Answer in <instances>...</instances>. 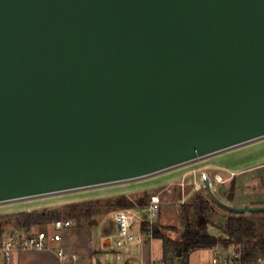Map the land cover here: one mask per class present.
Instances as JSON below:
<instances>
[{
	"label": "water",
	"instance_id": "1",
	"mask_svg": "<svg viewBox=\"0 0 264 264\" xmlns=\"http://www.w3.org/2000/svg\"><path fill=\"white\" fill-rule=\"evenodd\" d=\"M260 137L264 0H0V203Z\"/></svg>",
	"mask_w": 264,
	"mask_h": 264
},
{
	"label": "rangeland",
	"instance_id": "2",
	"mask_svg": "<svg viewBox=\"0 0 264 264\" xmlns=\"http://www.w3.org/2000/svg\"><path fill=\"white\" fill-rule=\"evenodd\" d=\"M200 166L205 168L201 169ZM186 170H188V172ZM193 170L195 171L194 174H192ZM203 172L210 178L212 192L223 204L234 208L264 207L263 137L137 179L2 202L0 203V215L13 214L22 210L40 211L42 209H59L65 204L87 203L94 200L104 201L113 199L121 194H124L130 199H135L136 197L141 196L143 192H149V195L153 193L158 194L162 201L161 212L157 219V224L162 226H172L181 230L183 228L181 219L182 205L191 203L196 194H201L207 199L211 198L206 188H202L199 191H194L192 189L194 182L199 183L198 179ZM214 175L221 176L226 182H216L214 180ZM234 178L237 181V192L239 195L236 196L242 199L248 198L251 200H257L258 202L239 206L237 205L238 203H234V191L232 199L228 200L227 196L230 194V185ZM180 183L183 185L180 186ZM242 199H237L236 201H242ZM216 203L221 205L218 202ZM214 207L215 213L211 216V220L217 226H223L225 223V216L228 214L227 208L224 207V209L216 204H214ZM188 212L190 215L192 214L190 213L191 211ZM243 213L249 214V212ZM74 221L78 226L80 225L83 228L88 225L87 223H89L88 226L93 224L97 227L106 228L109 234H112L115 228V225L113 224V211L95 214L89 219V221L80 219ZM185 221L187 224H192L193 219L190 216ZM94 226L92 228H94ZM23 229L24 228L20 230L16 225H6L1 234L0 240L3 236L15 232H20V234H22ZM93 231L95 232L93 234L96 235L97 229H94ZM208 231L211 234L220 235L219 230L216 228L209 227ZM154 247L155 254L156 250L157 254H159L161 242L155 240ZM228 248L231 250L228 257L233 260L235 247L230 246ZM191 253L190 264H211V258L213 256L211 248L197 249ZM3 262H5V259L0 253V263ZM257 264H264V261L260 259Z\"/></svg>",
	"mask_w": 264,
	"mask_h": 264
},
{
	"label": "trees",
	"instance_id": "3",
	"mask_svg": "<svg viewBox=\"0 0 264 264\" xmlns=\"http://www.w3.org/2000/svg\"><path fill=\"white\" fill-rule=\"evenodd\" d=\"M228 200L232 199L234 181L230 185ZM149 198V192H143L141 196L130 199L124 194L113 199L94 200L87 203L65 204L59 209H42L40 211L22 210L13 214L0 215V237L6 225H16L18 228L40 227L53 220L71 218L73 220L89 219L95 214L143 207ZM214 200L207 199L201 194H196L191 203L183 204L181 230L172 226L154 224L150 228L153 239L159 240L162 246L163 264H189V255L192 251L202 248H213L221 245L225 248L235 247V264H257L264 261V211H250L249 214L227 209L223 226H217L211 220L215 213ZM224 208V207H223ZM225 209V208H224ZM188 211H191V215ZM192 217V224H187L186 219ZM185 221V222H184ZM147 223H142V230H146ZM219 230L220 235L209 233L208 228Z\"/></svg>",
	"mask_w": 264,
	"mask_h": 264
},
{
	"label": "built area",
	"instance_id": "4",
	"mask_svg": "<svg viewBox=\"0 0 264 264\" xmlns=\"http://www.w3.org/2000/svg\"><path fill=\"white\" fill-rule=\"evenodd\" d=\"M195 171H192L194 174ZM214 180L218 183H224L221 176L214 175ZM199 183L194 182L192 189L199 191L206 188V183L211 189V181L206 173H201ZM183 184L180 183V186ZM183 203V202H182ZM162 207V201L158 194L149 195L146 204L143 207H133L126 209H117L113 212V221L116 226V233L112 242V258L94 264H163L161 260H150L145 262L139 260L132 262L125 258L124 252L132 246H141L143 236L151 237L150 228L157 223ZM147 223L146 231L139 229V232L133 230L134 224ZM75 221L69 218H60L53 220L46 225V228L36 231L27 230L25 234L15 232L2 237L0 240V253L5 260H9L13 253L22 251H48L56 255L58 261L63 263L66 260L78 261V255L69 251V244L72 240V230ZM229 255L221 254L215 250L211 258V264H235L234 258L237 254L233 252V260Z\"/></svg>",
	"mask_w": 264,
	"mask_h": 264
},
{
	"label": "crops",
	"instance_id": "5",
	"mask_svg": "<svg viewBox=\"0 0 264 264\" xmlns=\"http://www.w3.org/2000/svg\"><path fill=\"white\" fill-rule=\"evenodd\" d=\"M205 166V165H204ZM201 169L205 168L200 166ZM189 170V169H188ZM188 170H186L188 172ZM234 193L233 198L235 199L234 203H238L237 205H249L254 202H258L257 200H251L248 198H240L238 197V188H237V181L234 178ZM238 195V196H236ZM237 199L242 201H236ZM114 212V211H113ZM76 223V222H75ZM48 224V223H47ZM46 224V225H47ZM89 225V223H87ZM113 224L115 225L114 221ZM46 225L44 228H46ZM81 227L78 226L77 223L75 224L72 230V240L69 244V251L74 252L78 255V261L73 262L71 260H66L63 263H60L56 257V255L52 252L48 251H22V252H15L12 254L9 260H5V262L0 264H94L106 259L112 258L113 248L112 242L114 240V236L116 233V226L114 228V232L109 234L106 228L97 227L93 224L90 226ZM94 226V228H92ZM40 227H31V228H24L22 234H25L27 230L36 231L39 229H44ZM97 229L96 235L93 230ZM141 226L139 223L136 222L133 226V230L139 232ZM21 230V229H20ZM216 235V234H215ZM156 239L152 237L149 238L148 236H143V243L141 246H132L129 250L124 252L125 258L131 260L132 262H137L140 259L148 262L150 260H161L162 259V246L160 249L159 254H155L154 250V242ZM159 241V240H158ZM214 252L215 250L219 251L221 254L229 255L230 248H225L221 245H217L216 247L211 248ZM192 253L189 255V264H190V257Z\"/></svg>",
	"mask_w": 264,
	"mask_h": 264
},
{
	"label": "bare ground",
	"instance_id": "6",
	"mask_svg": "<svg viewBox=\"0 0 264 264\" xmlns=\"http://www.w3.org/2000/svg\"><path fill=\"white\" fill-rule=\"evenodd\" d=\"M260 138H263V137H260ZM260 138H259V139H260ZM255 140H256V139H255ZM253 141H254V140H253ZM249 142H251V141H249ZM247 143H248V142H247ZM243 144H245V143H243ZM238 146H239V145H238Z\"/></svg>",
	"mask_w": 264,
	"mask_h": 264
}]
</instances>
